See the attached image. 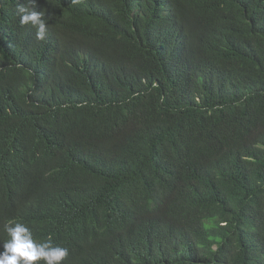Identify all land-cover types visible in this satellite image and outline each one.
<instances>
[{
  "label": "trees",
  "instance_id": "1",
  "mask_svg": "<svg viewBox=\"0 0 264 264\" xmlns=\"http://www.w3.org/2000/svg\"><path fill=\"white\" fill-rule=\"evenodd\" d=\"M0 0L5 225L63 264H264V0ZM43 264V262H40Z\"/></svg>",
  "mask_w": 264,
  "mask_h": 264
},
{
  "label": "clouds",
  "instance_id": "2",
  "mask_svg": "<svg viewBox=\"0 0 264 264\" xmlns=\"http://www.w3.org/2000/svg\"><path fill=\"white\" fill-rule=\"evenodd\" d=\"M31 8L18 4L17 14L21 25H30L36 29V39L44 40L48 31L45 13L36 10L35 0H29ZM75 2V0H73ZM9 237L2 244L0 264H63L69 256L67 247L53 245L51 240L37 242L31 229L23 223L15 222L5 225Z\"/></svg>",
  "mask_w": 264,
  "mask_h": 264
}]
</instances>
